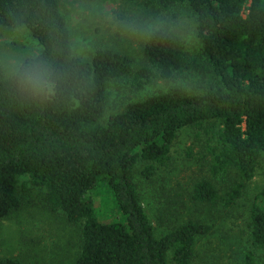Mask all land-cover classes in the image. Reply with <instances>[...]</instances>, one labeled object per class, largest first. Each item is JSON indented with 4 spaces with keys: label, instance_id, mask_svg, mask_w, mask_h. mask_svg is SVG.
<instances>
[{
    "label": "trees",
    "instance_id": "obj_1",
    "mask_svg": "<svg viewBox=\"0 0 264 264\" xmlns=\"http://www.w3.org/2000/svg\"><path fill=\"white\" fill-rule=\"evenodd\" d=\"M180 1L195 18L211 79L202 91L174 85L106 116L110 82L132 79L143 89L183 69L187 47L174 17L146 37L147 63L136 68L115 49H99L91 61L76 55L59 0H0V23L28 28L42 45L11 75L0 64V219L22 208L19 181L29 176L48 190L52 210L81 226L75 264H169L170 255L175 264H198L200 241L242 207L245 230L228 237L244 246L245 264H264L255 259L264 252V187L249 204L242 200L264 164V0ZM32 65L48 69L51 92L23 85L22 69ZM186 128H194L201 148L194 154L207 158L210 170L189 196L214 216L189 218L158 236L137 169L144 163L140 173L151 179ZM99 182L113 193L118 220L97 212L91 191ZM0 264L28 263L9 256Z\"/></svg>",
    "mask_w": 264,
    "mask_h": 264
},
{
    "label": "rangeland",
    "instance_id": "obj_2",
    "mask_svg": "<svg viewBox=\"0 0 264 264\" xmlns=\"http://www.w3.org/2000/svg\"><path fill=\"white\" fill-rule=\"evenodd\" d=\"M72 33L74 53L91 61L99 49H115L131 55L136 68L147 63L144 54L146 37L151 31L172 16L175 28L184 38L187 57L183 69L171 79H156L143 89L132 86V79L114 80L108 86L110 105L106 116L121 111L131 101L145 99L179 85L192 92L202 91L211 79L196 33L195 18L180 0H59ZM175 15V16H174ZM172 20V19H171ZM42 51V45L26 27L9 28L0 23V64L8 74L15 73L22 62ZM194 128L181 131L172 148L171 160L157 169L147 179L136 173L143 205L149 214L156 233L162 236L173 225L197 217L212 221L209 208L202 211L194 205L189 192L194 181L209 176L207 158L200 151ZM193 154V155H192ZM264 187V164L245 193L244 202L249 204L253 194ZM98 199L97 212L108 220H118L120 209L111 190L103 183L92 190ZM18 195L22 208L0 219V258L19 257L28 264H75L81 249V226L71 223L61 211L51 209L48 190L36 185L29 176L20 177ZM178 199L180 203H171ZM181 199L183 200L181 203ZM115 201V202H114ZM116 204V205H115ZM244 207L222 222L214 235L200 241L198 264H245L244 246L234 243L236 232L245 230ZM233 229H235L233 231ZM256 262L264 259V252L257 250ZM245 259V261H244ZM169 264H175L170 255Z\"/></svg>",
    "mask_w": 264,
    "mask_h": 264
},
{
    "label": "clouds",
    "instance_id": "obj_3",
    "mask_svg": "<svg viewBox=\"0 0 264 264\" xmlns=\"http://www.w3.org/2000/svg\"><path fill=\"white\" fill-rule=\"evenodd\" d=\"M24 73L23 85L32 91L34 94H40L44 87H48L51 92V85L46 84L48 79V69L41 65H32L22 69Z\"/></svg>",
    "mask_w": 264,
    "mask_h": 264
}]
</instances>
